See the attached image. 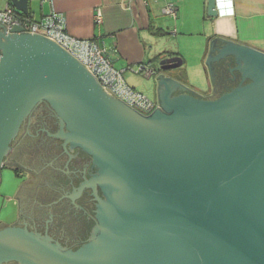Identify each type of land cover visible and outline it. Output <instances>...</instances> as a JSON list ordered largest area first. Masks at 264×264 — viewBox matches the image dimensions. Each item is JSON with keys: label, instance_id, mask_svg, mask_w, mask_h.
<instances>
[{"label": "water", "instance_id": "water-1", "mask_svg": "<svg viewBox=\"0 0 264 264\" xmlns=\"http://www.w3.org/2000/svg\"><path fill=\"white\" fill-rule=\"evenodd\" d=\"M8 1L25 15L35 2ZM218 3L208 0L210 16ZM0 27V176L23 119L47 99L64 136L95 155L105 194L86 243L11 225L0 264H264V51L214 38L207 64L235 54L242 82L213 99L163 78L183 59H162L147 77L159 81V106L145 116L54 40Z\"/></svg>", "mask_w": 264, "mask_h": 264}, {"label": "crops", "instance_id": "crops-1", "mask_svg": "<svg viewBox=\"0 0 264 264\" xmlns=\"http://www.w3.org/2000/svg\"><path fill=\"white\" fill-rule=\"evenodd\" d=\"M169 2L176 4V16L163 12ZM9 4L0 0V10ZM53 8L66 16L72 35L97 39L115 66L126 69L127 83L148 90L158 103L159 81L139 77L149 75L138 67L157 68L162 59L180 56L184 73L165 71L163 78L199 92L189 84V72L206 71L214 38L264 51V0H219L216 16L208 14V0H35L30 15L39 20ZM179 92L176 85L169 97Z\"/></svg>", "mask_w": 264, "mask_h": 264}, {"label": "flooded vegetation", "instance_id": "flooded-vegetation-1", "mask_svg": "<svg viewBox=\"0 0 264 264\" xmlns=\"http://www.w3.org/2000/svg\"><path fill=\"white\" fill-rule=\"evenodd\" d=\"M239 66L235 54L217 56L206 66L208 89L198 96L213 99L240 84ZM68 131L47 99L27 113L3 159L2 172L12 170L19 185L12 198L16 216L11 223L0 221V229L27 227L73 249L92 237L99 221V197L105 198L95 181L99 165L89 149L64 136Z\"/></svg>", "mask_w": 264, "mask_h": 264}, {"label": "built area", "instance_id": "built-area-1", "mask_svg": "<svg viewBox=\"0 0 264 264\" xmlns=\"http://www.w3.org/2000/svg\"><path fill=\"white\" fill-rule=\"evenodd\" d=\"M163 12L167 15L176 16V4L174 2L167 3ZM96 19L102 21L100 11L97 13ZM0 22L8 28L21 25L26 32L43 34L54 40L77 57L107 92L133 108L150 114L159 106L157 101L151 100L145 93L136 90L127 83L124 76L126 69L115 66L112 58L97 39L80 38L72 35L67 29L66 16L62 12L53 8L41 19L36 20L9 4L0 10ZM137 71L146 72L147 75L151 74L150 69L143 65L138 67Z\"/></svg>", "mask_w": 264, "mask_h": 264}, {"label": "rangeland", "instance_id": "rangeland-1", "mask_svg": "<svg viewBox=\"0 0 264 264\" xmlns=\"http://www.w3.org/2000/svg\"><path fill=\"white\" fill-rule=\"evenodd\" d=\"M38 3V2H37ZM180 71L182 74L184 73L185 67L180 66L176 68L169 69L167 71ZM206 72L204 71H198V70H190L189 72V79L188 82L191 84V86L195 87V89H198L199 92H206L208 89V81L206 77ZM142 77L143 79H146L147 81L153 80V79H148L145 78L144 76H139ZM132 86V85H131ZM135 88L134 86H132ZM137 88V89H136ZM135 89L140 91V92H145L148 98L151 100L156 101V98L150 94V92L146 89H142L139 87H136ZM143 92V93H144ZM218 97V96H217ZM19 185V180L16 178V176L13 174L12 170L10 169H3L2 176H1V183H0V221L5 222V223H11L15 216H16V211H15V203L14 200H12L15 191Z\"/></svg>", "mask_w": 264, "mask_h": 264}, {"label": "trees", "instance_id": "trees-1", "mask_svg": "<svg viewBox=\"0 0 264 264\" xmlns=\"http://www.w3.org/2000/svg\"><path fill=\"white\" fill-rule=\"evenodd\" d=\"M26 16H31L30 14L26 15Z\"/></svg>", "mask_w": 264, "mask_h": 264}]
</instances>
